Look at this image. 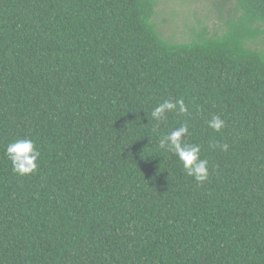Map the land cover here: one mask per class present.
I'll list each match as a JSON object with an SVG mask.
<instances>
[{
	"label": "trees",
	"instance_id": "1",
	"mask_svg": "<svg viewBox=\"0 0 264 264\" xmlns=\"http://www.w3.org/2000/svg\"><path fill=\"white\" fill-rule=\"evenodd\" d=\"M161 3L0 0V264H264V0L211 1L216 26L180 41ZM168 98L188 112L153 132ZM185 122L203 184L158 147ZM24 138L40 158L20 176Z\"/></svg>",
	"mask_w": 264,
	"mask_h": 264
},
{
	"label": "clouds",
	"instance_id": "2",
	"mask_svg": "<svg viewBox=\"0 0 264 264\" xmlns=\"http://www.w3.org/2000/svg\"><path fill=\"white\" fill-rule=\"evenodd\" d=\"M188 108L183 99H164L154 106L150 113V119L147 113L148 124H152V131L157 132L161 122L166 121L168 113L185 115ZM189 124H181L178 128L171 130L170 133L159 136L158 147L161 150L167 149L176 155L181 162L185 173L194 178V180L203 184L209 178L207 159L201 158V146L199 144L185 143V137L189 133ZM208 127L216 132L225 128V121L220 116L213 115L208 121ZM210 148H220L221 151L227 152L229 145L212 143ZM7 158L11 161L13 171L20 176L34 174L39 167L40 152L37 150L35 143L31 139H17L6 146Z\"/></svg>",
	"mask_w": 264,
	"mask_h": 264
},
{
	"label": "rangeland",
	"instance_id": "3",
	"mask_svg": "<svg viewBox=\"0 0 264 264\" xmlns=\"http://www.w3.org/2000/svg\"><path fill=\"white\" fill-rule=\"evenodd\" d=\"M211 1L214 0H173L172 2L163 0V3L156 10L157 16L155 18L157 24H159L160 31L165 37H173V40L180 41L186 38L185 36L188 32L185 24L193 22L194 19L204 21L209 31H211L218 23L217 15H215L214 11H211ZM171 15L174 16L171 17ZM164 19L168 22L163 23ZM260 48V45L256 46V49Z\"/></svg>",
	"mask_w": 264,
	"mask_h": 264
}]
</instances>
